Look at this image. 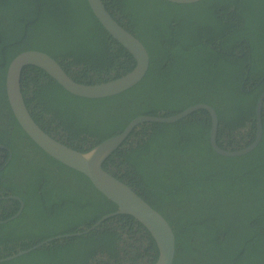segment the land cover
<instances>
[{"label":"trees","instance_id":"1","mask_svg":"<svg viewBox=\"0 0 264 264\" xmlns=\"http://www.w3.org/2000/svg\"><path fill=\"white\" fill-rule=\"evenodd\" d=\"M103 2L146 47L148 72L122 93L88 99L25 67L22 93L45 132L88 152L138 116L167 117L205 103L217 112L220 147L252 144L264 93V0ZM30 50L47 53L86 84L121 77L136 65L87 0H0V221L20 209L19 201L4 197L24 202L21 215L0 224V259L82 231L118 210L18 124L6 74L13 58ZM262 119V141L240 157L214 152L211 116L200 109L172 124L137 126L103 163L168 221L176 237L174 264H264V106ZM158 256L149 231L123 214L89 234L54 240L0 264H155Z\"/></svg>","mask_w":264,"mask_h":264},{"label":"water","instance_id":"2","mask_svg":"<svg viewBox=\"0 0 264 264\" xmlns=\"http://www.w3.org/2000/svg\"><path fill=\"white\" fill-rule=\"evenodd\" d=\"M88 4L104 27V29L123 46L135 59L136 65L129 73L98 84H86L76 82L67 74L60 63L47 53L30 50L18 54L10 62L6 74V93L11 110L27 136L47 155L59 161L65 166L85 175L93 186L107 199L117 205L118 210L104 216L101 220L89 228L75 233L57 236L47 239L33 247L20 251L4 261L26 255L38 248L47 245L54 240L83 236L89 234L115 215H130L141 223L151 234L156 242L159 256L155 264H174L176 255V237L168 221L156 211L149 203L139 196L128 184L122 182L103 168V163L112 155L132 131L145 123L172 124L183 120L195 111L204 109L211 116L210 144L215 153L224 157H240L252 152L258 147L263 138L262 109L264 106V93L258 100L256 107V137L249 146L239 150H227L217 143L219 119L216 110L208 104L201 103L191 106L176 115L138 116L133 119L120 134L95 145L88 152H81L67 146L61 141L45 132L32 117L21 88V76L25 67L34 66L46 72L53 80L62 86L67 92L88 99H99L122 93L138 84L146 75L150 65L149 53L144 44L131 32L121 26L106 9L103 0H87ZM178 4H191L201 0H164ZM21 202V209L11 218L18 217L24 207V203L18 197H12Z\"/></svg>","mask_w":264,"mask_h":264},{"label":"flooded vegetation","instance_id":"3","mask_svg":"<svg viewBox=\"0 0 264 264\" xmlns=\"http://www.w3.org/2000/svg\"><path fill=\"white\" fill-rule=\"evenodd\" d=\"M0 148H4V146H0ZM9 157H8V160L5 162V165H8V163H9V161L11 160V156H12V152L9 150ZM2 169V168H1ZM12 197H18V196H15V195H10V196H8V197H4L3 199H9V200H16V201H19V200H17V199H14V198H12ZM18 198H20V197H18ZM20 200L22 201V199L20 198ZM20 202V201H19ZM23 202V201H22ZM24 203V202H23ZM24 208V207H23ZM20 209H21V202H20ZM19 209V210H20ZM19 210L17 211V213L19 212ZM23 211V210H22ZM16 213V214H17ZM22 213V212H21ZM16 214H14L13 216H11L8 220H4V221H0V224H3V223H7L8 221H10L11 220V218H13ZM21 215V214H20ZM101 226V225H100ZM99 226V227H100ZM98 229V228H97ZM18 252H20V251H18ZM18 252H16V253H18ZM15 253V254H16ZM14 255V254H13ZM13 255H11V256H13ZM8 257H10V256H8ZM8 257H6V258H8ZM6 258H3V259H0V262H3ZM13 260V259H12ZM11 261V260H10Z\"/></svg>","mask_w":264,"mask_h":264}]
</instances>
